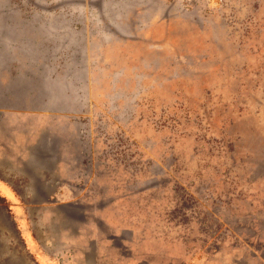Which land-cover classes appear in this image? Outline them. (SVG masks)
Instances as JSON below:
<instances>
[{
	"label": "rangeland",
	"instance_id": "1",
	"mask_svg": "<svg viewBox=\"0 0 264 264\" xmlns=\"http://www.w3.org/2000/svg\"><path fill=\"white\" fill-rule=\"evenodd\" d=\"M0 264H264V0H0Z\"/></svg>",
	"mask_w": 264,
	"mask_h": 264
},
{
	"label": "crops",
	"instance_id": "2",
	"mask_svg": "<svg viewBox=\"0 0 264 264\" xmlns=\"http://www.w3.org/2000/svg\"><path fill=\"white\" fill-rule=\"evenodd\" d=\"M5 188L7 189V190H9V188H8V186H5ZM22 228H25V227H22ZM22 231H23V229H22ZM26 234V232H24V235Z\"/></svg>",
	"mask_w": 264,
	"mask_h": 264
}]
</instances>
